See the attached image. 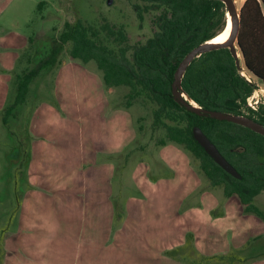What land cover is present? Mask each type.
Here are the masks:
<instances>
[{"label": "rangeland", "instance_id": "obj_1", "mask_svg": "<svg viewBox=\"0 0 264 264\" xmlns=\"http://www.w3.org/2000/svg\"><path fill=\"white\" fill-rule=\"evenodd\" d=\"M243 2L236 0L240 14ZM151 17L141 22L129 0H0V251L9 248L23 215L17 203L28 193L46 189L50 198L69 199L74 192L73 199L85 203L104 187L113 191L118 221L144 188L157 192L159 213L139 217L143 249H154V241L180 254L183 264H264V221L246 213L237 196L212 186L182 145H158L164 132L153 126L155 105L138 99L127 107L129 87L106 86L94 60L69 58V44L62 62L32 81L26 102L4 122L17 95L16 74L47 53L66 22L123 24L135 44L153 35ZM256 83L252 102L259 105L264 90ZM254 204L264 211V190Z\"/></svg>", "mask_w": 264, "mask_h": 264}, {"label": "trees", "instance_id": "obj_2", "mask_svg": "<svg viewBox=\"0 0 264 264\" xmlns=\"http://www.w3.org/2000/svg\"><path fill=\"white\" fill-rule=\"evenodd\" d=\"M129 1L141 22L147 14H152L151 37L131 44L123 24L106 20L99 25L83 20L66 22L47 53L33 67L16 74L13 86L17 95L6 107L4 122L26 102L32 81L45 68L62 62L61 52L69 44V58L85 63L94 60L103 72L106 86L129 87L127 107L138 99L155 105L153 126L164 132L157 140L158 145L168 142L182 145L199 161L212 186L221 187L228 198L237 196L246 213H254L264 221V211L254 204L255 197L264 190V135L238 123L192 112L177 102L172 93L174 75L182 59L226 27L225 3L221 0ZM44 4L41 2L39 6ZM249 36L264 41V0L244 1L237 40L241 65L264 83V48H252ZM182 86L203 108L246 115L264 124V102L256 110L248 105L257 83L242 73L228 47L196 57L184 74ZM196 125L236 167L241 178L227 173L205 152L193 137Z\"/></svg>", "mask_w": 264, "mask_h": 264}, {"label": "crops", "instance_id": "obj_3", "mask_svg": "<svg viewBox=\"0 0 264 264\" xmlns=\"http://www.w3.org/2000/svg\"><path fill=\"white\" fill-rule=\"evenodd\" d=\"M249 42L254 49L264 48L261 37L253 40L249 36ZM244 74L260 81L248 70ZM112 192L101 187L95 199L85 203L74 200V192L69 199L58 195L50 198L44 194L46 189L28 193L17 203L23 215L17 230L10 234L9 248L0 251V264H183L180 254L166 253L154 241V249L145 250L137 241L145 226L139 217L158 216L159 204L153 202L159 198L155 189L143 188L141 198H132L128 212L118 221L116 206L110 200ZM134 204L142 210L137 213L131 208Z\"/></svg>", "mask_w": 264, "mask_h": 264}, {"label": "water", "instance_id": "obj_4", "mask_svg": "<svg viewBox=\"0 0 264 264\" xmlns=\"http://www.w3.org/2000/svg\"><path fill=\"white\" fill-rule=\"evenodd\" d=\"M225 3L227 12L232 18V31L229 39L225 42L206 41L193 48L180 62L174 75L172 82V93L177 102L185 106L188 110L195 112L199 115L210 116L218 120H228L234 123L241 124L251 130L264 135V124L254 120L251 117L242 114H234L229 112H223L220 110L206 109L198 105L184 90L182 86V80L185 72L187 71L191 62L199 57L201 54L212 51L221 47L230 48L232 54L236 58L237 64L240 66L242 73H245L244 67L241 65V52L239 46L237 47L236 41L240 31L241 14L238 11L236 0H221ZM113 0H108L109 4H112ZM246 75V74H244ZM247 76V75H246ZM248 78V77H247ZM251 80L250 78H248ZM258 88V85H257ZM194 139L203 147L205 152L213 158V160L220 165L227 173L233 175L236 178H241V174L236 167L221 153L216 144L205 134L200 126L193 127Z\"/></svg>", "mask_w": 264, "mask_h": 264}, {"label": "bare ground", "instance_id": "obj_5", "mask_svg": "<svg viewBox=\"0 0 264 264\" xmlns=\"http://www.w3.org/2000/svg\"><path fill=\"white\" fill-rule=\"evenodd\" d=\"M232 18L229 13H227V24L226 27L222 32H220L215 38H213L211 41L214 42H225L229 39L231 29H232Z\"/></svg>", "mask_w": 264, "mask_h": 264}, {"label": "built area", "instance_id": "obj_6", "mask_svg": "<svg viewBox=\"0 0 264 264\" xmlns=\"http://www.w3.org/2000/svg\"><path fill=\"white\" fill-rule=\"evenodd\" d=\"M252 95L248 98V104L250 107H252L253 109H257L258 108V101H254V103L252 102Z\"/></svg>", "mask_w": 264, "mask_h": 264}]
</instances>
